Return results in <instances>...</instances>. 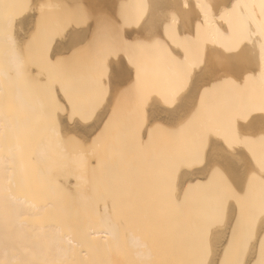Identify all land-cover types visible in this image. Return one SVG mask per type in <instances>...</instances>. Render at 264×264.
<instances>
[{"label":"bare ground","instance_id":"obj_1","mask_svg":"<svg viewBox=\"0 0 264 264\" xmlns=\"http://www.w3.org/2000/svg\"><path fill=\"white\" fill-rule=\"evenodd\" d=\"M59 1L61 6L57 10L60 12L47 16L48 19H42L38 10L36 14V5L21 16L22 0H11L9 7L13 8V14L14 8L18 12L12 17L17 18V14L19 17L13 19L17 21L16 26L8 38L17 48L0 52V101H10L11 97L18 104H14V108L0 105V264H124V254L131 249L143 264H148L151 258L149 244L134 234L129 220L119 226L111 219L118 213L127 214L128 207L138 205L121 202L125 201L123 196L109 203L107 188L100 192L86 185L85 174L95 168L108 167V123L101 122L106 106L99 109L92 122H82L81 116L74 113L91 107L92 96L74 97L67 102L68 99L63 100L65 96L58 92L61 99L55 92V100L62 106L60 115L53 117L61 127L53 132L57 137L38 136L29 129L33 125H49L52 118L25 105L29 100L27 92L23 91L29 86L26 80H41V76L35 69L24 68L18 47L25 45L27 37L33 40L42 35L43 40L48 36L52 39L56 28L63 25L68 29L57 34L48 50L33 48L34 56L54 62L89 47L90 51L86 52L89 58L113 64L112 76L102 87L105 98L107 95L109 98L114 87L130 77L124 65L126 55L119 51L135 48L143 60L140 73L148 71L156 76L158 87L167 88L168 99L162 100L167 107H162L161 102H151L149 119L163 121L165 126L161 127L167 129L172 138L177 158L188 163L177 170V192L172 196L175 201L171 200L168 207L179 215V210H203L207 221L221 201L220 183L213 182L214 176L222 174L231 191L237 192L251 175L252 243L246 245L248 250H235L234 243H225L229 235L228 228L224 227L210 235L212 249L204 259L206 264H264V141L260 139V128L264 124V0ZM77 1L102 10L107 26L92 24L89 27L79 22L70 9V4ZM5 36L1 32L0 39ZM150 61L153 62L147 66ZM218 76L222 81H216ZM94 84L99 86L96 81ZM137 84L138 88L145 87L142 79ZM220 85L224 90L220 96H208L210 89ZM178 95L182 99L177 101ZM119 99L115 98L111 106L116 107ZM174 101L182 110L181 117L192 108L187 107L192 102L200 106L191 109L188 118L197 119L200 107L206 102L221 103L223 114L209 125L193 118L170 123L175 117L173 111L178 108L175 103L168 107ZM139 102L141 100L132 99L131 108ZM67 109L71 112L65 114ZM64 117L66 122H63ZM45 119L48 121L38 122ZM152 125L146 123L142 139L150 138ZM209 128L213 135L202 144ZM63 133L82 135L87 142L94 140L95 154L67 155L63 152L66 148L61 145L62 138L58 137ZM236 137H240L241 142H237ZM133 141L139 144L141 140ZM202 146L203 152L199 153ZM203 154L207 162L204 158L190 164ZM225 157L228 162L224 163ZM228 193L230 195V191ZM164 205L159 203V206ZM226 205L231 217L235 206ZM123 228L127 235L119 236L118 230ZM118 239L126 243H118ZM164 253H169L174 264H198L201 256V251L196 249Z\"/></svg>","mask_w":264,"mask_h":264},{"label":"rangeland","instance_id":"obj_2","mask_svg":"<svg viewBox=\"0 0 264 264\" xmlns=\"http://www.w3.org/2000/svg\"><path fill=\"white\" fill-rule=\"evenodd\" d=\"M34 1L35 0H22L23 5H20V7L23 11L22 13L19 12L20 15L22 14L21 16H23V13L24 15L27 14L29 8L31 9L30 11H32L34 8H31V6L35 5V11L38 10V14H41L42 19L47 16H55L57 12H60L57 10V7L61 6L58 3H61L59 0H36V3ZM70 5H72L70 8L71 11L76 15L79 22L88 24V21L92 20V24L97 25L95 23L97 19L106 18L102 10L88 7V3L77 1ZM9 7H11V0H0V34L2 32L3 36L6 35V38L3 37L0 39V52H9L17 48L12 45L13 43H10L13 41H8V38L11 36L10 33H14L16 20L19 17L18 14L17 18L15 16L12 17L17 11L15 10L16 8H14L15 12L13 14V8ZM14 18L16 22L13 21ZM48 18L49 17L46 19ZM36 19L38 22L39 18ZM67 29V26L64 25L57 27L52 39L48 36L43 40L42 35L37 36V38L33 40L27 37L25 38V45H19L21 47H18V53H20L19 55L24 68L26 70L35 69L37 74L41 76V80H26L29 86L24 88L23 91L27 92L26 98L29 100L25 102V105L34 107L36 109L35 112L40 115L50 116L52 118V120H49V125H33L29 127L30 131L37 133L38 136H40L39 134H41V136H50L51 139L57 137L53 132L61 129V127L56 124L57 121L53 117L60 115V108L62 106L56 102L55 92L62 94L63 98L65 96L63 99L58 93V96L64 101L68 99L67 102L74 97L86 99L88 96H92L90 98L93 100L92 106L77 111L74 114L81 116L80 120L82 122H92V119L98 114L99 109L106 106L102 114L103 118L101 122L105 121L108 123V167L95 168L92 172L85 174V178L87 179L86 185L96 187L100 192V189L107 188L106 193H108L109 203L117 201L116 197L123 196L125 201L121 202H132L138 205L128 207L127 214L118 213V216H115V218L111 217V219L115 220L119 226L129 220L135 229L134 234H138L141 237L140 240L149 244V250L152 254L151 258L148 260V264H174L169 253L165 254L164 252L171 251L172 253V250L175 249L199 250L201 251V256L198 264H206L204 259L205 254L212 249V246L209 245L212 243L210 235L214 232L221 231L224 227L228 228L227 232L229 235H227L228 237L225 239V243H234L235 250H248V246L246 247V245L253 241L254 228V224H249L251 220L250 209L253 208V182L250 178L251 175L247 178L242 188L236 190L237 192L231 191V186L227 183V180H225L222 174L219 173L214 176L213 182L220 183L218 190L221 192V196L219 197L221 201L220 204L215 207L218 208L217 211L210 214L207 221L203 210L198 212L194 210H179V215L178 212L168 207L167 204L171 202V200L175 201L172 199V196L177 192V170L183 168L184 164L187 165L188 163L177 158L176 152L172 148V138L169 136L167 129L161 127L164 125L163 121L158 118V120L152 118V121L149 119L148 114L150 107L151 109L153 107V104H150L151 102H161L162 107H167V105L164 104L165 102L162 101L168 99L166 92L167 88L158 87L155 81L156 76L151 75L148 71H145V74L139 73V78L137 77L136 68L143 64V60L140 58V55L138 56L136 54H139V50L137 52V49L134 48V50H136L134 53L133 48L131 49L132 46L130 47V45L127 44L126 46H129L131 50L127 47L128 49H124L125 51L123 52L118 51L120 54L123 53L126 55L125 57L127 60H124V65L129 69L130 77L125 83H120L114 87L112 95L109 98L107 95L108 103L106 104L107 98L104 96L105 90L102 89V87L104 84L108 83V77L112 76L113 64L111 61L89 58L88 55H86L89 47H83L82 50L78 49L77 52L80 50V53L78 52L79 54L76 52V55H73L72 53L68 58L59 59L54 62L52 59L50 60L45 57H36L33 55V48L48 50L57 39V34ZM21 44H23V42H21ZM116 45L118 48L117 42ZM122 47L125 46L123 45ZM120 49L122 50V48ZM121 57L124 59V55H121ZM1 58L2 56L0 55V60ZM152 62L153 61L148 62L147 66ZM189 75L187 73V76ZM215 78L216 81L221 80L219 76ZM141 79L144 80L145 87L138 88L137 83ZM94 81L99 84L98 87H96ZM222 87L223 85H220L210 89V92L208 90V96H220V92L224 91ZM180 95L183 98V92H180ZM180 95H178L177 101L182 99ZM117 97H120L117 102L118 105L116 107L111 106L112 101ZM135 98L136 100H141V102H139L137 106H134V108H131V100ZM174 103L175 107H178V102L175 101L169 104L168 107H172ZM14 104L18 103L11 97L10 101H0V105L11 106L12 108L15 107ZM66 104L64 105L67 106ZM197 106L195 102L189 105L187 104V107L192 108L186 111L182 117L179 115L182 114L181 108H175L173 111V116L175 115V117L173 121H171V119L169 122L192 120L193 117L188 118L189 113H191V109L193 111ZM222 107L221 103L210 105L206 102L200 107V111L197 113V119H194L195 117L193 119L205 122L209 125L213 123L216 118L222 116ZM69 112H71V110L67 109L65 114ZM43 121L46 122L48 119L38 120V122ZM63 122H66L65 117ZM147 122L149 124L153 123V125L149 128L151 129L150 138L144 140L142 139V133L147 129ZM111 125L116 126L111 127ZM210 131V128L206 130L202 139V144L208 139L207 137L213 135V132ZM58 137L62 138L61 145L66 148L63 152L71 157L75 155L87 156L89 154H95L93 147L96 145V142H94V140L87 142L82 135H70L68 133L60 134ZM136 139L141 140L139 144L133 141ZM90 147H92V149H90ZM198 152H203V146ZM204 158L207 162V157L203 154L202 157L193 159L190 164H194L198 160ZM226 159L225 157L223 161L222 159L221 161L228 162ZM166 162L171 164L170 167L166 166ZM175 163H178V165L175 166ZM228 191H230V195ZM179 193H181V190ZM131 196H133V198H131ZM178 202H181V198ZM159 203H164L165 205L159 206ZM225 203H233L235 206L234 213L231 217H228V207ZM115 209L119 210L118 208ZM205 226H208V228L205 229ZM206 230H208V232ZM204 234L208 235L205 236ZM118 235H127V230L125 228L119 229ZM117 242L126 243V240L124 242L118 239ZM195 243L196 245H194ZM221 250L225 251L227 248H222ZM131 251L132 249L124 254V264H143V262H141L136 255L132 254ZM221 255L223 254L221 253Z\"/></svg>","mask_w":264,"mask_h":264},{"label":"snow or ice","instance_id":"obj_3","mask_svg":"<svg viewBox=\"0 0 264 264\" xmlns=\"http://www.w3.org/2000/svg\"><path fill=\"white\" fill-rule=\"evenodd\" d=\"M204 6H206V5H201V7H204ZM185 7H188V5L185 4ZM92 23H93V21L92 20H89L88 21V26L91 27L92 26ZM95 23L97 24L98 27H106L107 24H108V22L106 20H104V19H97L95 21ZM156 43L159 46V42H156ZM136 70H137V77L139 78V73H140L139 67H137ZM247 135L248 134L245 133L244 137H246ZM260 139L262 141H264V124H262V126L260 128ZM236 140H237V142H241V138L240 137H236Z\"/></svg>","mask_w":264,"mask_h":264}]
</instances>
